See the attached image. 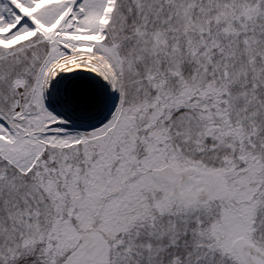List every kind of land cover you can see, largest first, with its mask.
I'll return each instance as SVG.
<instances>
[{
    "label": "snow or ice",
    "instance_id": "1",
    "mask_svg": "<svg viewBox=\"0 0 264 264\" xmlns=\"http://www.w3.org/2000/svg\"><path fill=\"white\" fill-rule=\"evenodd\" d=\"M0 264H264V0H0Z\"/></svg>",
    "mask_w": 264,
    "mask_h": 264
}]
</instances>
